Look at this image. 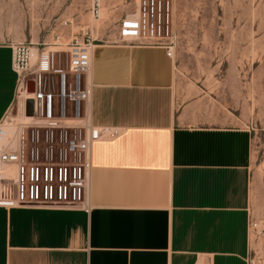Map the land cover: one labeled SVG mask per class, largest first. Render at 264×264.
<instances>
[{
  "label": "crops",
  "instance_id": "obj_1",
  "mask_svg": "<svg viewBox=\"0 0 264 264\" xmlns=\"http://www.w3.org/2000/svg\"><path fill=\"white\" fill-rule=\"evenodd\" d=\"M174 65L161 46L95 43L90 122L121 133L92 147L91 210L0 208V264H248L252 133L178 105ZM18 83L0 43V121Z\"/></svg>",
  "mask_w": 264,
  "mask_h": 264
},
{
  "label": "rangeland",
  "instance_id": "obj_2",
  "mask_svg": "<svg viewBox=\"0 0 264 264\" xmlns=\"http://www.w3.org/2000/svg\"><path fill=\"white\" fill-rule=\"evenodd\" d=\"M95 2L0 0V43H110L138 16L139 0H99L100 14ZM173 31L178 105L196 102L201 123L252 133L250 259L264 264V0H175Z\"/></svg>",
  "mask_w": 264,
  "mask_h": 264
},
{
  "label": "built area",
  "instance_id": "obj_3",
  "mask_svg": "<svg viewBox=\"0 0 264 264\" xmlns=\"http://www.w3.org/2000/svg\"><path fill=\"white\" fill-rule=\"evenodd\" d=\"M175 0H139L137 19L121 22L119 39L164 47L174 57ZM99 0L94 11L99 14ZM12 68L29 97L0 121V208L78 209L90 212L92 147L117 128L94 127L90 122L95 42L62 45L13 41ZM37 49V51L34 50ZM62 54H66L63 61ZM34 91H29V82ZM22 95V94H20ZM32 101V112L27 103ZM15 127V134L9 133ZM14 166L15 170H7ZM248 264L256 261L248 259ZM260 264V263H258Z\"/></svg>",
  "mask_w": 264,
  "mask_h": 264
},
{
  "label": "bare ground",
  "instance_id": "obj_4",
  "mask_svg": "<svg viewBox=\"0 0 264 264\" xmlns=\"http://www.w3.org/2000/svg\"><path fill=\"white\" fill-rule=\"evenodd\" d=\"M99 14H100V12H99ZM94 17H95V16H94ZM137 17H138V16H137ZM137 17H136V19H137ZM94 49H95V46H94ZM34 50L37 51L36 48H34ZM20 94H22V95H20ZM22 97H29V96H28L27 93L23 92L22 89H20V90L18 91V95H17V98H16V102H17V104H20V105H21V103H22ZM9 133H10L11 135H14V134H15V127L10 128Z\"/></svg>",
  "mask_w": 264,
  "mask_h": 264
},
{
  "label": "water",
  "instance_id": "obj_5",
  "mask_svg": "<svg viewBox=\"0 0 264 264\" xmlns=\"http://www.w3.org/2000/svg\"><path fill=\"white\" fill-rule=\"evenodd\" d=\"M28 85H29V91L30 92L34 91V82L30 81ZM32 104H33L32 101H29L27 103V108H28V113L29 114L32 112Z\"/></svg>",
  "mask_w": 264,
  "mask_h": 264
}]
</instances>
